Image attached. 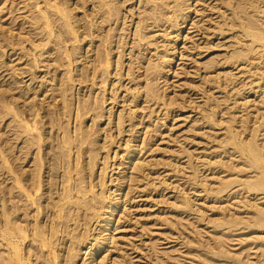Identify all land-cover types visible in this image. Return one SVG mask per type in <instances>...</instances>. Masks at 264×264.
<instances>
[{
	"label": "rangeland",
	"instance_id": "1",
	"mask_svg": "<svg viewBox=\"0 0 264 264\" xmlns=\"http://www.w3.org/2000/svg\"><path fill=\"white\" fill-rule=\"evenodd\" d=\"M103 1L0 0V264H264V0Z\"/></svg>",
	"mask_w": 264,
	"mask_h": 264
},
{
	"label": "bare ground",
	"instance_id": "2",
	"mask_svg": "<svg viewBox=\"0 0 264 264\" xmlns=\"http://www.w3.org/2000/svg\"><path fill=\"white\" fill-rule=\"evenodd\" d=\"M102 2H104L103 0H101ZM117 3L116 2H112L111 0H106V6H107V8L109 9H111V7H113V6H115ZM117 19V18H116ZM99 20L101 21V26H102V21L103 22H107L108 20H110V15L109 14H107V17L106 16H103L102 18L99 16ZM73 26H72V29L76 26L75 24H72ZM70 27H71V25H69ZM63 29V28H62ZM71 29V28H70ZM62 31H64V30H62ZM89 33V32H88ZM62 34V33H61ZM64 34H66V36H67V33H64ZM88 35V34H87ZM65 36V37H66ZM92 36L94 37V35L92 34ZM64 38V37H63ZM69 39V38H68ZM70 40V39H69ZM68 40V41H69ZM64 42H66V39L64 38ZM89 42H91L92 44H97L98 43V40H96V37H94V39H92L91 41H89ZM92 52H93V50H92ZM95 64H96V61H95ZM253 155V154H252ZM254 156V155H253ZM255 157V156H254Z\"/></svg>",
	"mask_w": 264,
	"mask_h": 264
}]
</instances>
